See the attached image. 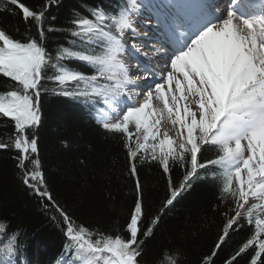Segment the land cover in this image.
<instances>
[{
    "label": "snow or ice",
    "instance_id": "6c2138e0",
    "mask_svg": "<svg viewBox=\"0 0 264 264\" xmlns=\"http://www.w3.org/2000/svg\"><path fill=\"white\" fill-rule=\"evenodd\" d=\"M0 5V13L19 14L25 23L23 39L0 28V76L15 82L13 90L0 93V118L14 126L11 144L0 142V149L11 147L17 153L22 183L59 213L65 253L71 256L63 264H141L145 241L154 235L161 216L149 219L145 211L138 157H150L169 174L166 208L201 178L198 169L218 167L220 194L233 198L235 211L202 264H216L244 223L252 226V233L224 264H240L245 257L246 264H264V0H229L224 8L214 0H174L165 22L176 47L158 75L145 64L150 59L143 51L147 46L137 43V0L115 8L89 6L74 12L63 26L54 23L53 11L63 0H46L38 10L22 0H0ZM53 33H62L67 46L50 51ZM128 60L136 61L135 72ZM70 61L87 66L92 74L73 68ZM49 81L57 87H46ZM49 92L103 104L97 123L125 140L137 192L125 235L78 225L54 200L38 144L41 98ZM165 121L178 126L176 138L162 130ZM208 150L216 156L200 162L198 155ZM173 166L185 169L178 186L171 180ZM6 229L0 222V236L7 237L0 264H22L17 236L8 237Z\"/></svg>",
    "mask_w": 264,
    "mask_h": 264
},
{
    "label": "trees",
    "instance_id": "16d2710c",
    "mask_svg": "<svg viewBox=\"0 0 264 264\" xmlns=\"http://www.w3.org/2000/svg\"><path fill=\"white\" fill-rule=\"evenodd\" d=\"M22 2L38 10L46 0ZM109 2L112 7L117 5L115 0H63L58 11L53 9L57 15L54 23L63 26L74 12H83L92 5L107 8ZM0 28L16 39L24 38L25 23L19 14L0 13ZM50 36L54 37L48 43L50 51L57 45L67 46L62 33ZM69 64L85 74L90 73L83 64L75 61ZM14 86L15 82L0 76V93L13 90ZM46 87L52 89L57 85L49 81ZM41 100L39 158L54 200L78 225L112 236L125 235L137 192L123 137L100 129L90 118L93 109L81 99L49 92ZM13 134V123L0 118V142L11 144ZM16 155L11 147L0 149V222L6 223L8 237L17 236L23 264H59L60 257L71 258L65 253L64 225L59 213L22 183ZM215 156V151L208 150L199 154L198 159L203 162ZM135 163L148 218L159 214L162 208L166 210L154 235L145 241L141 264H169L165 257H170L175 264H202L210 256L222 225L234 214L233 198L221 196V182L218 177L213 178L208 167L201 171L199 180L183 189L174 204L166 208L165 201L171 191L169 174L150 157H138ZM184 174L183 167L173 166V184L178 186ZM251 233L252 227L243 224L215 258L216 264H224ZM6 242L7 237L0 236V247ZM246 260L247 257L240 260V264H246Z\"/></svg>",
    "mask_w": 264,
    "mask_h": 264
},
{
    "label": "bare ground",
    "instance_id": "6f19581e",
    "mask_svg": "<svg viewBox=\"0 0 264 264\" xmlns=\"http://www.w3.org/2000/svg\"><path fill=\"white\" fill-rule=\"evenodd\" d=\"M224 7H225V5L221 6V8H224ZM165 211H166L165 208H162L161 211H160V213H159L160 216H162V214L165 213ZM120 235H122V234H120ZM43 263H45V262H43ZM46 263L49 264V262H46Z\"/></svg>",
    "mask_w": 264,
    "mask_h": 264
},
{
    "label": "rangeland",
    "instance_id": "374dc122",
    "mask_svg": "<svg viewBox=\"0 0 264 264\" xmlns=\"http://www.w3.org/2000/svg\"><path fill=\"white\" fill-rule=\"evenodd\" d=\"M193 108H194V106H193ZM164 130V129H163ZM174 138H176V137H174Z\"/></svg>",
    "mask_w": 264,
    "mask_h": 264
}]
</instances>
